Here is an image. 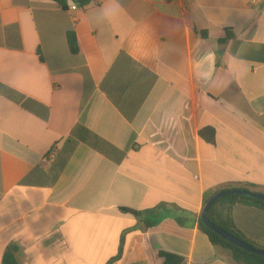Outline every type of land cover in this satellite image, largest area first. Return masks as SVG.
Masks as SVG:
<instances>
[{"label":"crops","instance_id":"crops-1","mask_svg":"<svg viewBox=\"0 0 264 264\" xmlns=\"http://www.w3.org/2000/svg\"><path fill=\"white\" fill-rule=\"evenodd\" d=\"M74 6L0 0V86L24 97L0 91V264H110L121 239L114 264H236L197 222L208 191L264 193V0ZM232 218L264 251V208Z\"/></svg>","mask_w":264,"mask_h":264},{"label":"trees","instance_id":"trees-1","mask_svg":"<svg viewBox=\"0 0 264 264\" xmlns=\"http://www.w3.org/2000/svg\"><path fill=\"white\" fill-rule=\"evenodd\" d=\"M52 1L54 3H56L61 9L67 10L69 8V6H68L69 1L75 2V4H78V6H80V7H85L86 5H88L89 3H91L92 1H95V0H52ZM200 35L203 38L206 37L205 33H201ZM229 38H231V37H230L229 33L226 32V37L223 39H219L218 45H220V46L225 45ZM67 44H68L69 51L72 54H76L78 52V45H77L76 37H75V34L71 31L67 33ZM222 55H223L222 50L217 53L218 63L221 60ZM0 91L4 92L6 95H8L10 98H12V100L15 101L16 103H22V100H24L23 96L18 95V94L14 93L8 89L2 88L1 86H0ZM200 135L208 143H210V144L214 143V139H213L214 136H213L212 130H210V129L202 130L200 132ZM227 190H246V189L245 188L230 187V188H221V189H217L214 191H208L204 195L203 206L212 196H214L215 194H217L219 192L227 191ZM248 190L251 192L260 193V191L254 189V188L248 189ZM240 204H249V205H254L257 207L264 208V202H261V201H257V200L250 199L247 197H242V196H226L224 198L219 199L213 206L210 207V209L208 210V213H207L208 220L212 224H214L216 227H218V228L224 230L225 232H227L228 234L244 241L246 244H248V245H250V246H252L258 250H263L259 246H256V245L248 242L239 233V231L236 229L234 222H233V218H232V210L234 209L235 206L240 205ZM121 211L132 215L138 221H140V223H144V225L147 227H152V226L156 225L153 222H146V219L144 216L145 214L143 212L125 209V208H122ZM179 222L182 223L180 220H179ZM197 224H198L199 230L208 237V240L210 241V243L215 248H220V249L226 251L227 253H229L230 256L232 257L233 261L236 264H264V258L263 257L245 252V251L237 248L236 246L229 244L228 242H226L225 240L220 238L218 235H216L214 232H212L211 230L206 228L201 223L200 219H198ZM122 251H123V239H121V241H120V246H119L117 255L114 258H112V260L110 261V264H114L121 259ZM16 253H17V250L15 248L8 251L3 257V264H16ZM158 256L160 257V259H162V264H182L183 263V258L181 256L171 254L168 252L159 251Z\"/></svg>","mask_w":264,"mask_h":264},{"label":"water","instance_id":"water-1","mask_svg":"<svg viewBox=\"0 0 264 264\" xmlns=\"http://www.w3.org/2000/svg\"><path fill=\"white\" fill-rule=\"evenodd\" d=\"M68 5L70 7L74 6V2L73 1H69ZM226 196H242V197H247L250 199H254L257 201H261L264 202V194L263 193H257V192H251L249 190H227V191H222L219 192L217 194H215L214 196H212L203 206L201 215H200V221L201 223L208 228L209 230H211L212 232H214L216 235H218L220 238H222L223 240H225L226 242H228L229 244H232L234 246H236L237 248L263 257L264 258V251L263 250H258L248 244H246L244 241L228 234L227 232H225L224 230L216 227L214 224H212L207 217V213L208 210L210 209L211 206H213L219 199L224 198Z\"/></svg>","mask_w":264,"mask_h":264},{"label":"built area","instance_id":"built-area-1","mask_svg":"<svg viewBox=\"0 0 264 264\" xmlns=\"http://www.w3.org/2000/svg\"><path fill=\"white\" fill-rule=\"evenodd\" d=\"M256 0H250V2H255ZM77 7L76 6H72L71 9L75 10Z\"/></svg>","mask_w":264,"mask_h":264}]
</instances>
